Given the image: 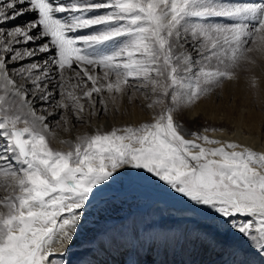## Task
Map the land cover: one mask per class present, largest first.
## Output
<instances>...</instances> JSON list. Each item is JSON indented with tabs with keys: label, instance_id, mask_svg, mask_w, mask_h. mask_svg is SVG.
<instances>
[{
	"label": "snow or ice",
	"instance_id": "1",
	"mask_svg": "<svg viewBox=\"0 0 264 264\" xmlns=\"http://www.w3.org/2000/svg\"><path fill=\"white\" fill-rule=\"evenodd\" d=\"M258 68L264 0H0V264H264V150L186 119Z\"/></svg>",
	"mask_w": 264,
	"mask_h": 264
},
{
	"label": "bare ground",
	"instance_id": "2",
	"mask_svg": "<svg viewBox=\"0 0 264 264\" xmlns=\"http://www.w3.org/2000/svg\"><path fill=\"white\" fill-rule=\"evenodd\" d=\"M22 22L18 21V23ZM255 77L257 78L255 87L250 86L247 77L242 75L238 83L225 87L222 98L213 96L211 99L204 100L196 105L191 113V116L195 119L186 118L188 119L187 126L200 128V130L203 127L217 128L220 130L207 134L224 141H237L256 150H264V71L258 68ZM117 119L111 121V123L116 125L129 122L139 123L149 119V116L136 108L133 110L130 119L128 117H118ZM55 146L63 147L59 144ZM152 199L157 201L160 198L151 196L140 207L132 209L134 214L131 222H134L136 228L142 234L153 219H158L156 212H151L148 216L139 212V210L146 207L147 201ZM170 202L167 203L170 204ZM159 203L162 204L161 210L167 215L169 210L165 206L166 203ZM173 214L176 216L182 215L180 212H173ZM187 215H192V213L189 212ZM82 235L90 236L91 233L85 231ZM192 258L202 261L203 264H213L218 259V257L209 254L207 251H197ZM249 259H255V257L249 256Z\"/></svg>",
	"mask_w": 264,
	"mask_h": 264
},
{
	"label": "rangeland",
	"instance_id": "3",
	"mask_svg": "<svg viewBox=\"0 0 264 264\" xmlns=\"http://www.w3.org/2000/svg\"><path fill=\"white\" fill-rule=\"evenodd\" d=\"M26 20H27V18H26ZM117 118L118 117H116L114 120H118ZM188 127L192 128L193 130H200V128H194V127H191V126H188ZM85 130H86L85 128H81L80 129V131H85ZM153 197L156 198L157 196H153ZM159 202H160V199H157V201H154L153 199L152 200H148L147 204H146V207H144L143 209L139 210V212L141 214H143V215L145 214L147 216L151 212H156L157 216L159 217V212L161 211L160 207L162 205V204L160 205ZM165 206H166V208L168 210L175 209V208L179 207V206L175 205L173 202H170V204L166 203ZM115 214L119 215V212L117 211ZM133 214H134V212L132 211V215ZM132 215H131V218H132ZM208 261H210V260H208Z\"/></svg>",
	"mask_w": 264,
	"mask_h": 264
}]
</instances>
